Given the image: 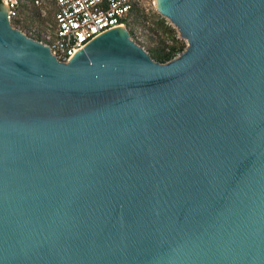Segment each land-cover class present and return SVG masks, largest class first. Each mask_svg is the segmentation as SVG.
<instances>
[{
	"label": "water",
	"instance_id": "95a60500",
	"mask_svg": "<svg viewBox=\"0 0 264 264\" xmlns=\"http://www.w3.org/2000/svg\"><path fill=\"white\" fill-rule=\"evenodd\" d=\"M59 60L0 2V264H264V0H153Z\"/></svg>",
	"mask_w": 264,
	"mask_h": 264
},
{
	"label": "built area",
	"instance_id": "2783aa9c",
	"mask_svg": "<svg viewBox=\"0 0 264 264\" xmlns=\"http://www.w3.org/2000/svg\"><path fill=\"white\" fill-rule=\"evenodd\" d=\"M2 1L5 2L6 16L11 25L46 44L59 60H68L75 49L110 26L122 25L132 34H137L130 20L140 0ZM22 7L33 9L39 23H27L23 29L20 17ZM145 22L148 23V20ZM129 37L133 39L130 34Z\"/></svg>",
	"mask_w": 264,
	"mask_h": 264
},
{
	"label": "rangeland",
	"instance_id": "374dc122",
	"mask_svg": "<svg viewBox=\"0 0 264 264\" xmlns=\"http://www.w3.org/2000/svg\"><path fill=\"white\" fill-rule=\"evenodd\" d=\"M136 7L139 8L136 11V15L138 16L134 21L131 22V25L134 26L137 34L134 35L130 32V30H128L131 37H133V39H135L140 45H142L143 48L148 43L153 44L157 35L163 37V39L166 42H170V38L167 35H165V33H163L161 30L155 27L154 19L162 15L156 11L153 0H140L139 4ZM20 17L22 19L23 29L25 28V25L27 23L28 24L39 23L38 18L35 16L34 10L29 7H22L20 9ZM145 20H148V23H146ZM164 22L172 25L168 19L166 20V18ZM177 37L183 40L184 43H186L185 39L179 35L178 31H177Z\"/></svg>",
	"mask_w": 264,
	"mask_h": 264
},
{
	"label": "trees",
	"instance_id": "16d2710c",
	"mask_svg": "<svg viewBox=\"0 0 264 264\" xmlns=\"http://www.w3.org/2000/svg\"><path fill=\"white\" fill-rule=\"evenodd\" d=\"M138 9L139 8L135 6V9L133 10V17L130 22L137 18L138 15H136V11ZM164 20L165 18L163 16L154 19L155 27L165 33V35L170 38V42H166L163 37L157 35L153 44L148 43L144 46V49L148 52L151 58L160 62L172 58L185 46L184 41L177 37L175 27L165 23Z\"/></svg>",
	"mask_w": 264,
	"mask_h": 264
}]
</instances>
